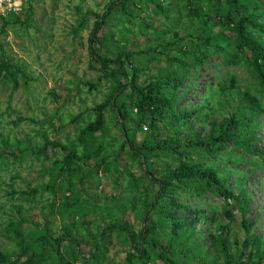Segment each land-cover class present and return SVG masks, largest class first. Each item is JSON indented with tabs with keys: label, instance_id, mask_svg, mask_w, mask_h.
Segmentation results:
<instances>
[{
	"label": "trees",
	"instance_id": "16d2710c",
	"mask_svg": "<svg viewBox=\"0 0 264 264\" xmlns=\"http://www.w3.org/2000/svg\"><path fill=\"white\" fill-rule=\"evenodd\" d=\"M127 1L104 0L100 12L86 10L77 18L75 29L88 30V66L112 87L93 106V119L79 127L76 141L66 144L42 135L34 146L28 140L20 146L17 139L11 141L0 133V161L5 157L18 161L28 150L41 155L49 146L65 152L53 161L55 174L43 186L52 194L50 203L40 210L47 222L40 227L33 221L35 229L27 228L32 221L21 205H13L16 215L8 216L0 234L14 248L0 249V263L75 264V252L80 255L81 248L74 224L63 223L54 229L51 218L61 209L85 215L91 203H101L99 213L107 212L106 216L99 219L94 231L84 229L91 241L87 257L82 256L84 264H105L109 233L122 236L124 264H264V232L255 230L259 222L251 214L255 194L248 187L249 175L264 169V0H205L207 5L218 4L215 11L203 9L195 0H183L186 14L201 23L202 33L175 29L167 41L149 47L106 44V20L115 11L131 16L125 8ZM155 5L166 12L160 1ZM28 12L24 19L14 15V22L29 23L31 9ZM8 23L3 18L2 28ZM0 49V81L11 82L13 88L18 86V77L28 82L24 66ZM213 55L222 56L227 66H244L247 81L242 84L238 74L228 72L215 87H207L199 102L179 107L192 82L191 71L204 66ZM161 56L166 66L153 73L149 65ZM105 109L111 111L121 131L118 142L114 136H106ZM98 131L103 139L90 147L88 142ZM142 131L137 142L135 136ZM230 146L238 154L227 159L224 153ZM122 152L137 161L140 175L128 171L126 179L119 181ZM246 153L253 158H245ZM240 163L250 165L238 170ZM99 169L106 175L115 173L116 186L123 195H131L120 202V214L110 215L120 193L104 196L86 190L85 180ZM58 181L65 187H59ZM138 181L144 185L142 193ZM258 182L264 189V177ZM59 190L61 199L57 198ZM38 192V187L18 191L31 203ZM206 193L234 204L240 214L241 237L232 228L237 221L232 209L215 215L185 200ZM127 211L133 215L132 222L123 216ZM44 247L48 250L41 251ZM66 247L72 248L73 261L64 254Z\"/></svg>",
	"mask_w": 264,
	"mask_h": 264
},
{
	"label": "rangeland",
	"instance_id": "374dc122",
	"mask_svg": "<svg viewBox=\"0 0 264 264\" xmlns=\"http://www.w3.org/2000/svg\"><path fill=\"white\" fill-rule=\"evenodd\" d=\"M103 1L30 0L28 5L24 6L23 11L11 12L12 15L10 12L0 15V48L4 49L5 54L13 62L21 63L26 74L30 77L26 83L23 78L18 77L16 88H13L11 82L0 81V133L7 135L11 141L17 139L19 145L23 146L28 140L34 146L42 140V135H46L50 139L66 144L74 143L79 127L93 119V106L103 101L112 86L108 79L101 78L99 72L88 66V30L86 27L76 30L75 26L80 12L86 10L100 12ZM157 1L163 4L166 12L158 10L155 5ZM195 1L202 4L203 9L211 11L218 9V4L215 1L208 5L205 0ZM220 6L223 4L221 3ZM125 8L131 16L121 15L119 11H115L106 20L104 27L106 44L113 46L118 43L120 45L137 44L149 47L159 41H167L170 31L175 29L182 33L186 31L203 32L201 23L186 14L187 10L183 0H128ZM29 9L32 12V20L29 23L14 22V15L24 19L29 15ZM3 18L9 23L2 28ZM146 60L147 58H142L141 61ZM222 61V56L213 55L206 60L204 66L191 71L189 78L192 82L187 88L184 98L179 102V107L199 102L207 87H215L216 81L224 78L228 72L238 74L242 84L247 81L248 73L244 66H227ZM164 66H166V60L161 56L158 61H152L149 68L154 73ZM104 115L105 126L108 129L106 136H114L118 142L121 131L112 118L111 111L105 109ZM262 120L264 121V116ZM143 129L146 127L143 126ZM143 135V131L138 132L135 136L136 141L139 142ZM93 137L88 142L90 147H94L98 141L103 139L99 131ZM261 138L263 139L261 145L264 149V136ZM17 147L15 151L18 150ZM231 148V146L228 147L224 153L227 159L238 154L237 151L232 152ZM64 153L60 148L49 146L46 152L41 155L33 154L28 150L18 161H12L10 157H5L0 161V231L8 216L16 215L13 205H21L32 221L33 224L30 222L26 224L27 228L35 229L33 221L39 223L40 227L47 222L40 210L43 205L50 203L52 194L43 186L55 174L56 170L52 168L53 161L59 159ZM243 155L245 158H253L249 153ZM118 161L119 171L122 175L119 176V181L126 179L128 171L133 175H140L139 164L133 158L128 157L125 152L121 153ZM92 163L93 158L90 164ZM249 165V163H240L237 165V169L245 170ZM114 176L115 173L106 175L99 169L85 180L86 190L89 194L101 193L104 196H109L120 193L117 201L112 204L115 211L110 215L120 214V202L131 199L128 192L123 195L124 191L119 190L116 186L113 181ZM263 177V168H258L248 177V187L255 194V200L251 203V214L259 221L255 230L261 233L264 232V189L260 187L258 181ZM58 183L59 187H65L60 181ZM131 183L134 182L131 181ZM136 185L139 193H142L143 183L138 181ZM30 187H38L39 190L32 203L25 201L23 196L18 193V191ZM12 190L16 193L12 194ZM61 196L62 192L60 191L57 198L61 199ZM185 200L192 207H202L208 213L215 215L232 209L233 215L237 219L232 223V228L238 236H242L239 224L240 214L232 202L226 204L221 196L211 193H206L200 198L192 195L186 196ZM100 204L91 203V209L85 215H80L78 211L61 209L55 217L51 218L50 223H53L54 229L59 224H74V234L79 238L81 248L80 255L77 251L75 252L74 263L82 261V256L87 257L91 247L90 238L85 236V227L88 228L87 230L94 231L99 219L107 214V212L99 213L98 206ZM166 205L168 211L170 206ZM84 207L86 206L82 207L83 210ZM259 207H263V210H259ZM123 216L128 221H133L131 211H127ZM84 222H88V224H84ZM121 237L117 233L107 234L106 257L103 259L105 264H124L125 247ZM13 248L14 244L5 237L4 233L0 234V249L11 251ZM47 250V247L41 249V251ZM65 251L66 257L73 261L72 248L66 247Z\"/></svg>",
	"mask_w": 264,
	"mask_h": 264
},
{
	"label": "built area",
	"instance_id": "2783aa9c",
	"mask_svg": "<svg viewBox=\"0 0 264 264\" xmlns=\"http://www.w3.org/2000/svg\"><path fill=\"white\" fill-rule=\"evenodd\" d=\"M30 0H22V4L20 6V9L17 10L16 8L12 7L13 0H0V9H3V11H0V15H4L8 12H16L19 13L23 11L24 6L28 5ZM75 264H84L82 261L76 262Z\"/></svg>",
	"mask_w": 264,
	"mask_h": 264
},
{
	"label": "clouds",
	"instance_id": "9594fccd",
	"mask_svg": "<svg viewBox=\"0 0 264 264\" xmlns=\"http://www.w3.org/2000/svg\"><path fill=\"white\" fill-rule=\"evenodd\" d=\"M21 4H22V0H13V3L11 6L19 10ZM0 11H3V9H0Z\"/></svg>",
	"mask_w": 264,
	"mask_h": 264
}]
</instances>
